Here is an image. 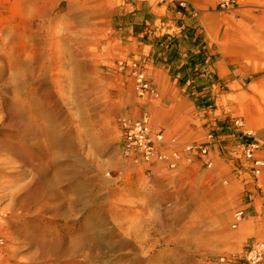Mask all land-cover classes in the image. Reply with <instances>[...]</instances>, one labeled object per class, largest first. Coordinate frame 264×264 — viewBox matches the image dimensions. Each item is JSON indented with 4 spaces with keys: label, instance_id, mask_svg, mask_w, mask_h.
Instances as JSON below:
<instances>
[{
    "label": "rangeland",
    "instance_id": "rangeland-1",
    "mask_svg": "<svg viewBox=\"0 0 264 264\" xmlns=\"http://www.w3.org/2000/svg\"><path fill=\"white\" fill-rule=\"evenodd\" d=\"M263 29L264 0H0V264H248L264 171L235 149L264 126ZM145 113L213 166L126 156Z\"/></svg>",
    "mask_w": 264,
    "mask_h": 264
},
{
    "label": "built area",
    "instance_id": "built-area-1",
    "mask_svg": "<svg viewBox=\"0 0 264 264\" xmlns=\"http://www.w3.org/2000/svg\"><path fill=\"white\" fill-rule=\"evenodd\" d=\"M137 67V63H134ZM135 87L137 93L143 98L159 97V90L146 75L145 71L135 69ZM238 126H242L241 119L236 120ZM122 145L125 155L139 164H151L162 162L169 168H177L182 163H192L195 159H201L203 164L212 167L214 159L211 155L209 143L180 142L176 137H167L161 124H155L151 117L145 113L140 117H124L121 120ZM263 142L254 130L244 132L235 152L250 163L252 173L259 177L264 171V156L261 153ZM246 216L245 208L235 212L233 226L236 227ZM1 217V214H0ZM5 243L0 236V245ZM248 264L264 262V242L252 244L245 253ZM225 262L226 259L222 258Z\"/></svg>",
    "mask_w": 264,
    "mask_h": 264
},
{
    "label": "crops",
    "instance_id": "crops-1",
    "mask_svg": "<svg viewBox=\"0 0 264 264\" xmlns=\"http://www.w3.org/2000/svg\"><path fill=\"white\" fill-rule=\"evenodd\" d=\"M262 39H263V37H264V29L262 30ZM261 50V49H260ZM263 51L261 50V51H259V54H264V53H262ZM262 56H264V55H262ZM262 56H258V58L260 59ZM154 83V82H153ZM154 85L156 86V84L154 83ZM157 87V86H156ZM261 88H264V83H262V85H261ZM157 89H158V87H157ZM159 90V89H158ZM257 113H255V112H253V119L254 120H256V119H258L261 115H260V111L258 112L257 110H255ZM258 120H256L255 122H257ZM155 123V122H154ZM155 124H157V123H155ZM262 128V130L260 131V133L258 134V136H259V138L262 140V142H263V148H262V151H261V153L263 154V156H264V126L262 125L261 126Z\"/></svg>",
    "mask_w": 264,
    "mask_h": 264
}]
</instances>
